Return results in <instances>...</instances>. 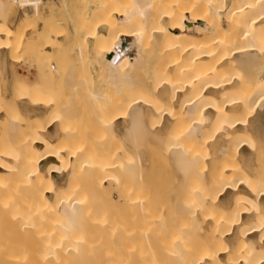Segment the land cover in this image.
<instances>
[{
    "label": "bare ground",
    "instance_id": "6f19581e",
    "mask_svg": "<svg viewBox=\"0 0 264 264\" xmlns=\"http://www.w3.org/2000/svg\"><path fill=\"white\" fill-rule=\"evenodd\" d=\"M33 20L64 24L52 65ZM0 77V264H264V0H0ZM143 147L181 190L179 223L153 212L168 263L106 254L151 230L128 208L106 235Z\"/></svg>",
    "mask_w": 264,
    "mask_h": 264
},
{
    "label": "rangeland",
    "instance_id": "374dc122",
    "mask_svg": "<svg viewBox=\"0 0 264 264\" xmlns=\"http://www.w3.org/2000/svg\"><path fill=\"white\" fill-rule=\"evenodd\" d=\"M92 1H94V0H66V3L69 5H71V3H75V2H79V3H82V4H89V3H91ZM43 15V13L41 12L40 14H39V17H41ZM21 25H23L22 23L21 24H19V26H21ZM24 26V25H23ZM17 27V30L19 31V32H16L15 34H16V36L18 37L19 36V34L18 33H20V36H23L24 38H20V36H19V38L17 39L18 41L20 40V42L22 43L24 40H25V37L28 35V34H30L31 36H33V35H36V36H33V39H31V41H32V43L30 44V42H29V45H30V47H29V49H31V51H29V49L27 48V53L26 54H28L29 55V57H38L39 58V60H41V62H43V64L44 65H49V64H51L52 65V63H54V62H57L56 60H58V56H59V53H61L62 51H64L66 48L64 47L65 45H64V43H65V38H63L64 36H60V35H63L64 33H65V31H64V24H62V23H60L59 21H57V22H54V26H55V28L53 29V31H52V33L51 34H47V35H44V33L42 34V32H39L38 30H39V28H41V26H40V24H39V21H35V20H33L32 22H31V25L29 24V26L27 25H25L26 26V28H24V27ZM37 26H39V28L37 27ZM27 27H29V29L27 28ZM35 29H34V28ZM21 28H24V29H22L21 31L22 32H20V29ZM27 29H28V31H27ZM24 30V31H23ZM36 32V33H35ZM27 34L26 36H25V34ZM40 35H39V34ZM23 34V35H22ZM16 37V38H17ZM34 37H35V39L36 40H34ZM41 37V38H40ZM34 42V43H33ZM36 42V43H35ZM39 42V43H38ZM20 43V44H21ZM63 43V44H62ZM62 44V45H61ZM26 45H28V44H26ZM71 49L70 50H72V51H74V47L72 48V47H70ZM62 50V51H61ZM61 51V52H60ZM71 51V52H72ZM75 52V51H74ZM73 53V52H72ZM74 54V53H73ZM56 56H57V58H56ZM55 57V58H54ZM55 59V60H52V59ZM53 61V62H52ZM20 66V64H17V68H18V71L20 72V73H22V72H25L24 71V69L23 68H21V66ZM1 78V77H0ZM1 80V79H0ZM1 82L2 81H0V84H1ZM1 101L3 102V99H1ZM2 102H0V103H2ZM81 117L82 116H80V115H76L75 116V120H76V122H77V119L78 120H80L81 119ZM82 119H83V117H82ZM81 119V120H82ZM85 119V118H84ZM75 120L73 121V124H72V126L74 127V126H77V125H74L75 123ZM1 123V122H0ZM2 127H3V124L1 123L0 124ZM3 130V129H2ZM3 133V132H2ZM144 148V147H143ZM152 148H144V150L148 153V154H150L151 155V160L149 161V163H148V166H147V168L145 169V172H144V175H143V177H142V179H136V176H134L135 178H133V177H131V176H129V178L131 177V179H130V186H132V191H131V189L129 190L130 192H129V195H131V197L129 196V200L128 201H131V202H129V203H123V204H121V205H119L117 208H116V210H119V212L118 211H113V212H115V214H113V213H111L112 211H109L107 214V217H109L108 218V221H109V227H108V229L106 230V235H107V233H109L108 231H111L112 230V224H114V215L116 216V217H118V214H121L122 213V210H124V209H132V208H140V209H143V211H144V216L142 217V219H141V224L143 223V226H145L146 228H147V231H148V229L149 228H151V230H150V232L148 231V238L146 237V238H139L138 239V241L135 239H131L130 241H128V242H126V241H123L122 243L123 244H116V243H114V244H107V246H106V248L110 251V252H108V253H106V254H114L116 251H119V252H121V254L123 253V254H125V255H123V256H131V255H133V254H128V253H126V252H124V251H127L128 249H134V247L136 248V250L138 249V251H137V253H136V255L138 256V255H140V256H143V255H145L146 256V258H147V256H149L148 258L149 259H152L153 261H156L157 259H159L158 261H159V263L160 262H162V263H168L169 262V253L168 252H165V251H163L162 250V252H161V248H162V246L160 245L161 244V241L162 240H164V239H167V234H168V232H166V231H163V232H161V234L160 235H157V236H154V234H153V217H154V214L155 213H153V212H155V210L157 209V207L156 206H158V203H161L160 202V200L161 201H165L164 203L162 202L161 204L163 205V207L165 208V209H167V211L168 212H166V213H168L166 216H167V218L169 219V217H170V219H169V221L171 220V221H173V220H177V221H175L174 223H171V225L172 224H174L175 225V223L177 224V223H179V221H180V216H179V214L178 213H176V211H174V210H176V207H175V203L179 200V198H180V193H181V190L179 189V187H175L174 186V182H172L173 180H171V177H172V172H166V174H165V172H164V174L162 173V177H161V185H162V189H161V194H163V195H159V194H157L158 192H157V189H156V185L158 184L157 183V178H156V174H154V172H153V149L151 150ZM132 170H130V173L131 174H129V175H132V172H131ZM171 173V174H170ZM133 174L134 175H136L135 173H134V171H133ZM166 175V176H165ZM155 176V177H154ZM163 178V179H162ZM164 178H166V179H164ZM169 179V180H168ZM165 180H166V182H165ZM171 180V181H170ZM134 181V182H133ZM140 181V182H139ZM155 181H156V183L157 184H155ZM167 181H168V183L169 184H167ZM171 182H172V184H171ZM132 183V184H131ZM165 183V184H164ZM164 184V185H163ZM169 186V188H170V190H169V188L168 187H166V186ZM173 185V186H172ZM165 186V188H163ZM175 187V188H174ZM108 188H109V190H110V193H111V195L109 194V195H106L105 196V201L107 202V203H109V205H108V207L109 208H111V207H113V206H111V204H113V202H115L116 201V198H115V195H116V193H115V191L113 190V188L111 187V186H108ZM147 189V190H146ZM167 189V190H166ZM166 190V191H165ZM176 190V191H175ZM166 192V193H165ZM172 192V193H171ZM173 192L175 193L174 195H173ZM167 194V195H166ZM170 196V198H168L169 196ZM173 195V196H172ZM159 196H160V198H159ZM166 196V197H165ZM161 197H162V199H161ZM177 197V198H176ZM145 198V199H144ZM172 198H174V199H172ZM176 198V199H175ZM165 199V200H164ZM171 199H172V201H171ZM144 200V201H143ZM168 200V203L166 202ZM170 200V201H169ZM174 200V201H173ZM109 201V202H108ZM149 201V202H148ZM176 201V202H175ZM157 204H156V203ZM171 202H172V204H171ZM146 203V204H145ZM148 203H149V205H148ZM167 204V205H166ZM123 205V206H122ZM151 205V206H150ZM140 206V207H139ZM154 207V208H153ZM156 207V208H155ZM169 208V209H168ZM173 208H175V209H173ZM170 210H171V213H169L170 212ZM145 211H147L148 213L146 214V212ZM121 212V213H120ZM152 212V213H151ZM172 212H173V214H174V217H172L173 216V214H172ZM118 213V214H117ZM112 214V215H111ZM123 214V213H122ZM171 214V215H170ZM169 215V216H168ZM171 217H172V219H171ZM174 218V219H173ZM112 219V220H111ZM111 220V221H110ZM170 221V222H171ZM135 225V224H134ZM110 229V230H109ZM159 236V237H158ZM157 237V238H156ZM151 238V239H150ZM161 240H160V239ZM107 239V238H106ZM148 239V240H147ZM109 239H107V241H108ZM145 240V241H144ZM150 240V241H149ZM158 240V241H157ZM140 241V243H138ZM126 242V243H125ZM151 242V243H150ZM145 243V244H144ZM116 244V245H115ZM152 244V245H151ZM155 244V245H154ZM109 245V246H108ZM113 245H114V247H113ZM143 245V246H142ZM158 245V246H157ZM111 246V247H110ZM142 246V247H141ZM145 246V247H144ZM152 246V247H151ZM156 246V247H155ZM159 246H161V247H159ZM109 247V248H108ZM128 249H127V248ZM148 247H149V249H148ZM151 247V248H150ZM160 249H159V248ZM106 248H104V250L106 249ZM117 248V249H116ZM123 248V249H122ZM111 249V250H110ZM119 249V250H118ZM127 249V250H126ZM145 249V250H144ZM159 250V251H158ZM156 251V252H155ZM114 252V253H113ZM145 252H146V254H145ZM150 252V253H149ZM163 253V254H162ZM90 254H92V252L90 253ZM101 253H95V255H100ZM143 254V255H142ZM154 254V255H153ZM103 255H105V254H103ZM160 255H162L161 257H160ZM168 255V256H167ZM145 256H143V257H145ZM166 256V257H165ZM164 260V261H162V260ZM167 259V260H166ZM166 261V262H165Z\"/></svg>",
    "mask_w": 264,
    "mask_h": 264
}]
</instances>
